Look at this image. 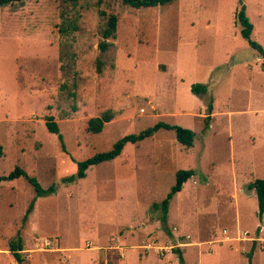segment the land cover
I'll return each instance as SVG.
<instances>
[{"label": "rangeland", "instance_id": "1", "mask_svg": "<svg viewBox=\"0 0 264 264\" xmlns=\"http://www.w3.org/2000/svg\"><path fill=\"white\" fill-rule=\"evenodd\" d=\"M242 5L264 49V0ZM240 7V0L142 9L121 0H28L0 9V177L20 168L44 190L54 187L38 197L24 177L0 182V264H18L7 251L19 240L33 258L27 264H103L102 252L109 264H182L180 256L199 264V249L188 247L211 253L225 244L240 252L223 248L212 264H264V223L249 189L264 179V58L241 34ZM113 15L117 32L102 52ZM210 83L203 100L191 93L192 84ZM210 97L216 115L206 129ZM105 113L114 120L89 133V121ZM158 123L193 130L194 146L160 130L67 182L78 162ZM180 170L195 176L172 199L164 224L154 205ZM225 229L237 240L220 237ZM45 239L69 250L32 252Z\"/></svg>", "mask_w": 264, "mask_h": 264}, {"label": "trees", "instance_id": "2", "mask_svg": "<svg viewBox=\"0 0 264 264\" xmlns=\"http://www.w3.org/2000/svg\"><path fill=\"white\" fill-rule=\"evenodd\" d=\"M26 1L28 0H0V9L10 4L24 3ZM61 1L65 4L70 3L76 6L80 0H61ZM121 1L127 7L133 9H142V8L165 6L177 0H121ZM240 3H241V7L236 14V21L241 27V34L246 40H248L249 44L258 51L260 56L264 58V49L252 39L254 26L247 17L246 8L242 5V0H240ZM118 21L119 19L117 18L116 15L110 16V18L108 19L107 26L102 32L104 41H102L99 45V48L101 49L102 52L108 51L109 47L111 46V44L107 42V40L115 38V34L117 32V27H118ZM191 91L194 95L198 97H202L203 95H207L209 93L208 86L201 84L193 85ZM207 111H208L207 114L208 116H207L206 126L208 127L211 120L210 116L213 111L212 97H210ZM113 120L114 117L110 113H105L101 117L92 118L88 123L87 131L89 133L99 134L104 130L105 125ZM46 125L50 133L55 134L59 137L60 141L62 142L63 149L65 150V145L63 143L64 138L60 132L59 125L54 121L53 118L47 119ZM160 130H167L174 132L177 141L184 147L192 148L194 146L195 137H196L194 131L180 126L158 123L154 127L149 128L139 134H132L125 136L124 138L116 142L113 148L107 152L100 153L86 161L78 162L77 176H73L67 179V182L72 183L78 179L80 180L85 179L87 176V171L91 167L97 166L105 162L113 161L114 159L121 156L126 145L131 143L135 144L142 142L145 139L152 137ZM194 176H195L194 170L178 171L176 174V182L172 187L170 193L168 194L167 198L162 202L161 205L158 204L154 205L155 209H159V208L162 209L163 211L162 221L164 224H167V216L172 199L176 194L180 193L183 190L185 183H187ZM21 177H24L26 180H28V182L34 187L38 197L43 195H48L54 192V187H51L48 190H44L35 178L29 177L27 173L20 168H16L8 176L0 177V182L13 181ZM249 189L254 190L256 193L258 199V206H259L258 215H259V219L262 220L264 214V180L263 179L256 180L255 182L250 184ZM23 251H24V247L21 240H19V242L14 241L10 244L9 252L13 255V257L18 262V264H23V262L25 261V257L23 256ZM179 259L182 264H185V260L182 256H180Z\"/></svg>", "mask_w": 264, "mask_h": 264}, {"label": "crops", "instance_id": "3", "mask_svg": "<svg viewBox=\"0 0 264 264\" xmlns=\"http://www.w3.org/2000/svg\"><path fill=\"white\" fill-rule=\"evenodd\" d=\"M208 72H210V70L208 71ZM209 75H206V78L208 77ZM209 78V77H208ZM185 80V79H184ZM208 81L206 80V82L205 83H207ZM193 85V84H192ZM192 85H191V88H192ZM208 86V89H209V92H213V87H212V84L210 83L209 85H207ZM191 90V89H190ZM191 93H192V91H191ZM193 94V93H192ZM194 95V94H193ZM208 95V94H207ZM194 96H196V95H194ZM198 97V96H197ZM200 99H202L203 100V98L202 97H199ZM213 98V111H212V114H211V119H212V116H213V114H214V116L216 115L215 114V112H214V102H215V99H214V97H212ZM208 105H209V103H208ZM208 105H207V107L206 108H208ZM207 110V109H206ZM207 112V111H206ZM207 114V113H206ZM208 116V115H207ZM206 116V117H207ZM211 121V120H210ZM205 125H206V122H205ZM210 123H209V126L207 127V126H205L206 127V129H208V128H210ZM182 127V126H181ZM184 128V127H183ZM213 128H214V126H213ZM186 129H188V128H186ZM191 130V129H190ZM193 131V130H192ZM195 134H196V132H195ZM196 138V137H195ZM196 140V139H195ZM179 143V142H178ZM180 144V143H179ZM124 152V151H123ZM122 155V154H121ZM120 157V156H119ZM117 159V158H116ZM115 160V159H114ZM106 163V162H105ZM193 178V177H192ZM258 180V179H257ZM264 180V179H263ZM256 181V180H255ZM254 181V182H255ZM186 184V183H185ZM185 186V185H184ZM253 191V194L254 195H256V193H255V191L254 190H252ZM182 192V191H181ZM180 192V193H181ZM237 218H238V205H237ZM259 223H264V214H263V218H262V220H260L259 219V222H258V224ZM257 224V225H258ZM238 226V225H237ZM260 229H261V231H263L264 232V226H261L260 227ZM260 229H259V231H260ZM246 232H248V233H250L249 231H246ZM228 233H229V236H228ZM244 233V232H243ZM221 235H220V237H223V236H225V240L226 241H229V242H232V241H234V240H237L235 237H232L231 235H233V233L232 232H230V230L229 229H225V230H223V232L222 233H220ZM225 234V235H224ZM224 239V238H223ZM222 239V240H223ZM42 239H40V238H37V241H41ZM246 240H250V239H246ZM45 241H51L52 242V246L50 247V248H45V247H43V249H39L41 246H38V249H37V247H36V250H32V252H35V251H37V252H40L41 250L42 251H48L49 253H59V252H66L67 250H69V249H66V248H63L62 246L60 247V243H59V241L57 240V239H55V240H50V239H45ZM254 241V240H253ZM264 241V240H263ZM87 244H89V245H92V242H89V243H87ZM205 244V243H204ZM236 244H234L233 246H234V249H236V250H238L237 248H236V246H235ZM24 247V246H23ZM214 248H213V250H212V252L211 253H209L208 251H207V247H205V248H199L198 246H193V247H188V248H198L199 249V253H198V256H199V261H198V263L199 264H203V262H204V257H206L207 258V262L208 263H210V264H212V262H214V261H212V260H214V257L215 256H217L218 254H219V252H220V250H222L223 248H228V249H230V250H234V249H231V247H230V244H225V246H218V245H216V246H213ZM98 246L97 247H93L92 246V248H91V250L92 249H96V250H98ZM151 248H153V246H151ZM157 248H159V247H157ZM187 248V249H188ZM103 248H101V249H99L100 251L102 250ZM117 249L120 251V254L121 255H123V257L125 256V254H126V249H124V248H122V246L121 245H118L117 246ZM249 249H250V246H247V247H242V250H247V251H249ZM88 250H90V249H88ZM239 251V250H238ZM8 253H9V255H11V256H13L10 252H9V249H8V251H7ZM29 252V250H26V249H24V251H23V256L25 257V261L23 262V264H27L28 263V261L31 259H33L32 258V256H30V255H28L27 256V258H26V255H25V253H28ZM102 252V251H101ZM213 252H215V253H213ZM240 252V251H239ZM119 254V255H120ZM243 255H245L246 256V253H242ZM256 254L257 253H255V256H256ZM1 255V254H0ZM126 255H128V251H127V254ZM254 255H253V257H255ZM12 258V257H11ZM101 258H103V261H101L103 264H109L110 262H109V259H108V256H106V253L104 254V252H102L101 253ZM15 259V258H14ZM263 259H264V257H263ZM163 260H167V258L165 259V258H163ZM185 260V259H184ZM69 261H70V259L68 258V262L66 263V264H69ZM38 262H39V260H38ZM99 262V261H98ZM12 263H14V262H12ZM40 263V262H39ZM95 264H101V263H95Z\"/></svg>", "mask_w": 264, "mask_h": 264}, {"label": "built area", "instance_id": "4", "mask_svg": "<svg viewBox=\"0 0 264 264\" xmlns=\"http://www.w3.org/2000/svg\"><path fill=\"white\" fill-rule=\"evenodd\" d=\"M244 235L246 236L245 240L248 238V236L250 235L248 232H245ZM250 240H254V239H250ZM52 242L51 241H45V248H50L52 246Z\"/></svg>", "mask_w": 264, "mask_h": 264}]
</instances>
